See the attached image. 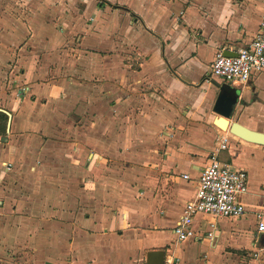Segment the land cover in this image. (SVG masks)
<instances>
[{
	"label": "crops",
	"instance_id": "obj_1",
	"mask_svg": "<svg viewBox=\"0 0 264 264\" xmlns=\"http://www.w3.org/2000/svg\"><path fill=\"white\" fill-rule=\"evenodd\" d=\"M27 1L32 9L21 8L19 0H0V111L11 113L8 132L0 136V157L20 165L16 171L30 180L27 185L0 181V264L15 263L2 257L12 248L27 250L30 264H146L147 252L159 249L164 258L176 257L174 264H259L257 257L243 262L228 249L243 234L253 251L264 245L255 220L248 227L231 224L228 230L215 225L214 236L208 237V223L214 219L199 214L194 219L197 235L184 245L176 239V245L169 244L164 231L168 227L174 235L172 227L195 194L196 179L218 134L240 146L228 150V145L218 158L247 170L248 192L242 196L246 213L253 214L264 201V145L219 128L212 111L218 85L225 82L211 73L216 51L248 43L259 20L245 31L227 3L211 0H107L106 7L87 0V8L94 6L90 14L87 9L80 14L92 18L78 24L84 33L76 40V73L107 79V93L114 96L109 107L114 119L108 127L119 130L115 139L154 140L163 150L149 153L150 165L126 168L131 178L124 181V191L108 192L102 184L110 183L100 177L111 168L100 153V137L90 130L96 122L77 118L72 124L57 116L63 113L62 103L58 110L54 102L69 82L66 77L56 80L51 64L66 57L48 51L57 45L53 32L61 45L68 40L50 24L53 12L46 0ZM54 13L66 24L67 10ZM262 73L246 84H228L241 87L230 121L264 132L255 120L264 118ZM69 125L76 128L74 137L63 128ZM75 172L78 184L69 182ZM196 242L207 249L195 247ZM215 251L222 262L207 261Z\"/></svg>",
	"mask_w": 264,
	"mask_h": 264
},
{
	"label": "rangeland",
	"instance_id": "obj_2",
	"mask_svg": "<svg viewBox=\"0 0 264 264\" xmlns=\"http://www.w3.org/2000/svg\"><path fill=\"white\" fill-rule=\"evenodd\" d=\"M90 1H94V2L96 1L98 6H105V7L107 6L106 3L103 2L101 3L100 2L101 0H90ZM211 1L227 3V6L229 7V14L231 16L236 15L238 18H241L239 22V27L245 31L246 29H248L249 26L254 24L253 23L255 22L254 19L260 20L264 14V0H211ZM18 3H21V8L23 9L29 10L34 7V5L28 3L27 0H19ZM35 6L37 7L39 6V4L36 3ZM45 6L46 7L50 6V9L53 12L50 17L51 18L50 24L56 29L54 31L56 32L63 31L64 32L62 33L63 38H65V41L68 40L66 46L61 45L59 38L53 32V42L57 43V45H54V47L50 50V52L48 51V53H50L51 55L64 54L62 58L66 57V60H62L60 62V60L57 59L56 62L51 64V67L55 69L54 70L55 74H53L54 73L53 72L52 75L54 78L56 77V80H61V77L62 78L66 77L67 78L66 80H68L69 82V86L65 90L63 96H61L59 100L54 102L56 108H58L60 103H62L61 110L63 113L57 115L58 114L57 111L59 110V108L57 111L53 110L51 113L57 115L58 118H62L63 120L64 119L70 120L72 124H74L73 121H75L77 118H81V119L83 118V120L86 122L88 121H94V123L96 122L93 125V127H90L93 128L90 130L94 133V135L100 137V141H99L100 142L99 146L101 148L100 153L102 152L104 156L107 157V159L104 160V163H106V167L111 168L104 171L101 174L102 177L99 176L101 181L110 183V185L103 183L102 186H106L107 187L106 191L108 192L111 190V188L112 189L114 188L116 191L122 192L124 191L123 190L124 181L126 179L131 178L130 176H126V175H130L129 169L126 168L129 167L130 164L132 169L134 167L150 165L152 160L149 157V153L154 154L156 153V151H158V153H162L163 150L160 147H157V144L153 142L154 140L148 143H140V142L127 143L126 141L120 142L118 141V139H115L117 138L116 135L119 130L117 132H114L112 128L108 127L109 120L114 119L113 117L114 111L109 108L111 106V102H114L113 101L114 96L107 93V88H108L107 79H104V77H102L103 79H98L97 81L96 79L93 80L92 78H88V77L84 78L80 73L77 74L75 71L76 69L75 67L77 64V53L75 51L77 48L76 40L78 36H82V34L84 33V30L80 28L78 24L82 19L92 18L89 17L90 14L89 11L90 8L94 6V4L92 3L91 5L89 4L87 8V0H46ZM58 8H60L61 10H67L66 24H62L61 22L58 21V16H56L54 13L55 10H57ZM85 9L88 10L87 12L89 14L86 12L85 13L86 15L82 17L80 14ZM201 9H203V6H201ZM29 17L31 19V16ZM62 50H65V53H63ZM88 61L90 63L91 60L89 59ZM134 64H137V59L135 58L133 59V65ZM82 87L83 89H81ZM234 88H236L238 93L241 91V87H234ZM246 90L248 91V89ZM79 103L84 105L83 108L84 111L82 112L80 111L81 108L79 106ZM243 103L244 100H241L239 103L240 106ZM255 120L257 123H259L260 126H264V118L255 117ZM231 121H235V120H231ZM63 128L66 130V134L73 137L75 136L76 128L74 126L69 125ZM149 133L151 134V132ZM164 139L165 142L168 141L167 138ZM228 145H229L228 150H234L240 148L237 141L232 139V137L228 138ZM248 151L251 150L248 149ZM114 152H120V154L117 156L114 155ZM223 152L227 153V150ZM255 153L259 154V151H255ZM0 158H1L0 159L1 182H3L6 185H11L13 181H17L18 183H22L23 185L29 184L30 180L28 178H24L23 175H20L19 172L16 171L20 165L15 166L14 164L13 166H11L12 162L8 161V159L4 154ZM51 161H56V160H51ZM27 164L28 163H23L21 164V166L23 167ZM58 167L59 166H57L55 170H58L60 168ZM75 173L76 176L73 173H70L72 174L73 179H71L69 182L72 184H78L80 182L77 177L78 173L77 172ZM138 191L139 190H135V194L133 191L134 198H137ZM0 194H1V189H0ZM217 220H218L216 221L217 228L222 227L228 230V228L231 227V224H235L236 226H240V227H248L250 223L254 222V217L253 214L245 213V215L242 218L233 219L234 221H227V220L221 221V219L218 218ZM164 231L166 232L165 235L167 236L169 244L176 245L174 235L169 233L170 229L166 227L164 228ZM222 239L220 241H223ZM237 241H238V245H236L233 248L229 247L228 249L236 253V257L237 256L241 257L243 262L248 261L249 258H253L254 257L253 256L254 251L252 249L253 246L251 242L246 238V236L244 234L238 236ZM185 243L186 242H182L181 244L184 245ZM11 245L12 244L9 245L7 244L8 248H10ZM197 246L204 247L205 249H207V247L204 244L202 246V244L198 242H196L195 247ZM12 249L14 250V248ZM13 250H10V252L13 253L14 252ZM10 252H7V254L4 253L2 257L8 259V261L14 258L13 260V262H15L14 264H30L32 261L27 250H16L14 254ZM223 260L224 258L220 256L219 251L212 252V254H210V256L207 259L208 262L210 261L216 263H220ZM10 264H12L11 261Z\"/></svg>",
	"mask_w": 264,
	"mask_h": 264
},
{
	"label": "built area",
	"instance_id": "obj_3",
	"mask_svg": "<svg viewBox=\"0 0 264 264\" xmlns=\"http://www.w3.org/2000/svg\"><path fill=\"white\" fill-rule=\"evenodd\" d=\"M225 48L216 51L211 64L213 76L225 82L246 84L255 74L264 71V14L259 20L257 30L245 45L231 50L233 56L224 54ZM216 147L209 153L206 164L196 179L195 194L185 202L172 232L176 241L183 242L196 237L194 219L197 215L210 216L208 237L214 236L215 219L219 217L242 218L248 211L242 196L248 192V172L242 167L218 158V153L228 147V137L218 134ZM188 179L187 174L182 175ZM256 232L264 234V201L252 210ZM253 256L264 264V245L254 251ZM177 258L167 255L164 264H174Z\"/></svg>",
	"mask_w": 264,
	"mask_h": 264
},
{
	"label": "water",
	"instance_id": "obj_4",
	"mask_svg": "<svg viewBox=\"0 0 264 264\" xmlns=\"http://www.w3.org/2000/svg\"><path fill=\"white\" fill-rule=\"evenodd\" d=\"M224 54L227 56H233L235 55V52L231 50H224ZM238 99L239 93L237 92L236 88L232 87L226 82H221L218 85V93L212 107V111L216 114L214 123L219 128H225V130H228L230 133L237 135L244 140L264 145V132L251 129L237 121H230ZM3 111L7 115L6 132H8L11 113L6 110ZM3 139L4 137H1V140ZM163 263L164 251L162 249L147 252L146 264Z\"/></svg>",
	"mask_w": 264,
	"mask_h": 264
},
{
	"label": "trees",
	"instance_id": "obj_5",
	"mask_svg": "<svg viewBox=\"0 0 264 264\" xmlns=\"http://www.w3.org/2000/svg\"><path fill=\"white\" fill-rule=\"evenodd\" d=\"M101 3H108L107 0H101ZM6 122H7V115L3 111H0V136H5L6 134Z\"/></svg>",
	"mask_w": 264,
	"mask_h": 264
},
{
	"label": "bare ground",
	"instance_id": "obj_6",
	"mask_svg": "<svg viewBox=\"0 0 264 264\" xmlns=\"http://www.w3.org/2000/svg\"><path fill=\"white\" fill-rule=\"evenodd\" d=\"M223 130H225V128H223ZM226 131V130H225Z\"/></svg>",
	"mask_w": 264,
	"mask_h": 264
}]
</instances>
